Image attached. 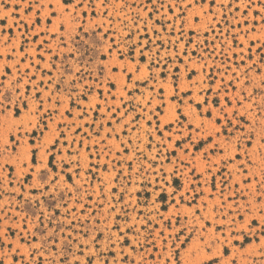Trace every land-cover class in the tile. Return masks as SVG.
I'll use <instances>...</instances> for the list:
<instances>
[{
    "label": "rangeland",
    "instance_id": "obj_1",
    "mask_svg": "<svg viewBox=\"0 0 264 264\" xmlns=\"http://www.w3.org/2000/svg\"><path fill=\"white\" fill-rule=\"evenodd\" d=\"M82 2L0 0V260L264 264V0Z\"/></svg>",
    "mask_w": 264,
    "mask_h": 264
},
{
    "label": "snow or ice",
    "instance_id": "obj_2",
    "mask_svg": "<svg viewBox=\"0 0 264 264\" xmlns=\"http://www.w3.org/2000/svg\"><path fill=\"white\" fill-rule=\"evenodd\" d=\"M61 2H62L65 6H67L68 4H73L74 8H79V7H83V6H84L82 0H81V2H79V3H77V0H61ZM105 2H106V0H105ZM149 2H151V0H149ZM169 7H171V6H169ZM55 14H56L55 12H52V13H51V15H55ZM61 27H62V26H61ZM5 67H7V66H5ZM6 98H7V97H6ZM249 147H251L250 139H249ZM248 163H251V159H250V158H249ZM241 167H243V165H241ZM2 246H3V245L0 244V247H2ZM209 251H210V249H209ZM0 264H3V261H2V260H0ZM211 264H216L215 260H211Z\"/></svg>",
    "mask_w": 264,
    "mask_h": 264
}]
</instances>
